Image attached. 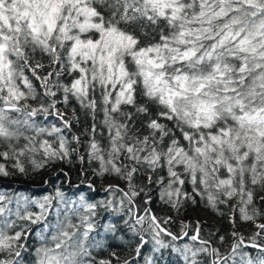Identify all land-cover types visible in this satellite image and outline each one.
I'll return each mask as SVG.
<instances>
[{"label":"snow or ice","instance_id":"6c2138e0","mask_svg":"<svg viewBox=\"0 0 264 264\" xmlns=\"http://www.w3.org/2000/svg\"><path fill=\"white\" fill-rule=\"evenodd\" d=\"M72 102L80 111L69 118L58 105ZM80 113L91 123L75 133ZM41 115L59 124L42 125ZM73 155L93 175L125 183L134 223H124L133 234L150 231L161 248L169 246L161 233L182 238L150 209L131 212L134 198L155 185L176 211L199 197L233 225L238 216L258 229L246 245L259 253L253 257L240 250L239 232L232 231L225 255L198 228L190 239L199 248L173 247L188 264L200 253L212 264H264V244L255 242L264 236V223H256L264 218V0H0V177ZM5 199L0 195V264H24L29 251L27 225L9 234L13 214L43 224L33 264H94L91 249L103 246L91 235L94 217L111 201L69 200L58 190L42 200L17 197L13 213ZM140 241L137 255L143 235Z\"/></svg>","mask_w":264,"mask_h":264},{"label":"trees","instance_id":"16d2710c","mask_svg":"<svg viewBox=\"0 0 264 264\" xmlns=\"http://www.w3.org/2000/svg\"><path fill=\"white\" fill-rule=\"evenodd\" d=\"M67 79V78H65ZM58 107L61 111L72 116V109L76 108L79 112V106L72 102L67 108L60 104ZM40 124L51 126L52 124H59L55 116H48L47 119L43 115L37 117ZM82 113H80V121L73 125V132H82L90 124ZM68 135H71L69 133ZM85 140V137H81ZM80 154H83V149H80ZM0 195L5 196L4 204L15 213L17 209L16 198L27 197L31 200H42L43 197H56L59 190L64 194L65 199L79 200L83 195L88 203L104 205L111 201V206H100L97 208V215L94 217L96 223V231L91 235L96 240L102 241L103 246L91 249V257L94 264H98L100 260L110 261L111 264H188L179 252H174L173 247L183 248L185 244L193 248H199L201 245L198 242L192 241L190 237L197 233L199 228V237L202 240H208L212 247L220 250L221 253L227 255L230 250V245L233 243L232 231L239 232L244 238V244L241 245V251L248 252L251 256H257L259 253L246 245L252 243L249 238L258 231L255 224L252 222H241L238 216L236 223L233 225L227 215L221 216L205 208L203 203L199 202V197L196 198L197 203L193 204L191 201L186 203L180 211H176L171 207L164 205L159 199L158 189L155 185L150 186V190L141 193L134 198L136 207L131 208V212L136 215H145L144 209L148 208L154 214L161 226L167 231L171 232L177 237H182L173 241L171 236L161 233L159 239L169 245L168 247H159L155 244L150 231H141L139 235L132 233L130 228L125 225L124 221L128 220L134 223L130 216V206L127 203V198L123 196V192L127 191L124 182L114 178H101L93 175L92 168L87 161L83 164L79 161L76 155H73L69 160L50 162L39 171L29 170L26 174L13 173L8 177H0ZM107 181H115L119 189L123 191H109ZM139 182V181H138ZM91 185V187H89ZM187 190H191V186H187ZM150 197V203L146 204L145 200ZM11 204H8V200ZM121 199L124 203L121 204ZM24 201L21 199V204ZM55 203V201H53ZM259 204V201H258ZM28 210L38 212L39 209L33 205H28ZM223 211H226L222 209ZM23 212V208H21ZM53 214L48 217L49 222H55L54 209ZM190 213H195L200 220L196 223L192 220H186L185 216ZM203 213H208L216 221L214 223L201 221ZM9 220L15 221V227L9 229V234H14L20 231L25 225L30 230L27 232L28 239L25 242L29 251L24 253V264H33L34 256L32 253L35 248L39 246V240L35 233L39 231L43 224L31 225L28 221L18 219L14 214L8 217ZM167 220V223L164 221ZM256 223H264V218H258ZM111 224L115 226L114 232H105L103 225ZM147 225H145V228ZM139 229V226H137ZM187 233V235H184ZM140 235L144 236V240L140 253L137 255L136 248L141 244ZM224 237V243H221L220 237ZM258 244H264V236L256 237ZM212 256L200 253L197 255V264H212ZM231 264V261H229Z\"/></svg>","mask_w":264,"mask_h":264},{"label":"rangeland","instance_id":"374dc122","mask_svg":"<svg viewBox=\"0 0 264 264\" xmlns=\"http://www.w3.org/2000/svg\"><path fill=\"white\" fill-rule=\"evenodd\" d=\"M68 117H69V114H68ZM106 185H108V183H106ZM190 214H194V217L195 218L194 219L188 218V214H187L185 216L186 220H193L196 223L200 220V218L195 213H190ZM201 221H204V222L206 221V222L214 223L216 220L214 218H212L210 215H207L206 213H203V216H202Z\"/></svg>","mask_w":264,"mask_h":264},{"label":"bare ground","instance_id":"6f19581e","mask_svg":"<svg viewBox=\"0 0 264 264\" xmlns=\"http://www.w3.org/2000/svg\"><path fill=\"white\" fill-rule=\"evenodd\" d=\"M106 183H108V185H116L114 181H107ZM188 218L194 219V214H188Z\"/></svg>","mask_w":264,"mask_h":264},{"label":"water","instance_id":"95a60500","mask_svg":"<svg viewBox=\"0 0 264 264\" xmlns=\"http://www.w3.org/2000/svg\"><path fill=\"white\" fill-rule=\"evenodd\" d=\"M109 186V185H108ZM207 215H209L208 213H206ZM213 218V217H212ZM193 221V220H192Z\"/></svg>","mask_w":264,"mask_h":264},{"label":"built area","instance_id":"2783aa9c","mask_svg":"<svg viewBox=\"0 0 264 264\" xmlns=\"http://www.w3.org/2000/svg\"><path fill=\"white\" fill-rule=\"evenodd\" d=\"M75 133H78V132H75Z\"/></svg>","mask_w":264,"mask_h":264}]
</instances>
